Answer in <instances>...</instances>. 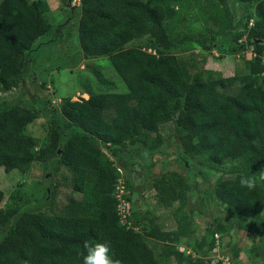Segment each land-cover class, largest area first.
<instances>
[{"label":"trees","instance_id":"trees-1","mask_svg":"<svg viewBox=\"0 0 264 264\" xmlns=\"http://www.w3.org/2000/svg\"><path fill=\"white\" fill-rule=\"evenodd\" d=\"M116 1L110 6L107 0H80L78 38L87 60H110L127 92L116 91L101 74L109 87H98L87 100L65 99L58 110L48 109L52 116L42 144L29 133L41 111L10 104L0 108V168L27 173L36 162L44 168L51 164L55 172L68 170L74 194L96 193L94 200L73 196L61 212L47 213L3 209L0 189V264H83L85 240L109 242L123 264H165L170 258L178 264L211 263L178 248L195 238L196 209L188 203L197 194L202 205L210 195L231 225L261 221L264 247V183L254 191L239 184L240 175L264 167V0H235L242 25L231 0ZM194 8H200L206 26L216 27L209 30V42L179 31ZM49 9L47 0H0V92L22 84L28 53L51 32ZM218 37L230 38L217 44ZM186 42L230 54L252 49V55L244 60L243 74L225 77L178 57L177 51L192 49L183 50ZM165 135L179 141L185 171L171 170L152 187L163 208L176 205L177 227L167 232L151 222L141 233L129 194L131 225L119 216V169L127 167L133 153L162 154ZM204 175L216 178L207 190L199 187ZM125 183L129 193L131 181ZM223 232L224 221L207 228L194 249L207 255L219 250L221 239L215 236ZM152 239L162 243L159 254ZM234 253H224L233 264L239 256Z\"/></svg>","mask_w":264,"mask_h":264},{"label":"rangeland","instance_id":"rangeland-1","mask_svg":"<svg viewBox=\"0 0 264 264\" xmlns=\"http://www.w3.org/2000/svg\"><path fill=\"white\" fill-rule=\"evenodd\" d=\"M47 1L50 5L47 17L52 25L51 32L37 40L28 53L29 62H27L22 84L10 92H0V108L10 104L12 107L22 106L41 111L42 115L39 119L29 126V133L36 137L40 144L45 142L48 136L46 127L52 116L48 109L58 110L65 99L87 100L90 97L89 93L98 91V87H109L102 81L101 74L114 82L113 88L116 91L127 92L126 84L117 75L108 58L87 60L83 56L78 38L80 0ZM107 2L110 6L119 3L116 0H107ZM230 8L236 14V22L242 25L244 15L238 9L235 0H231ZM206 23L200 8H194L179 31L200 35L209 42L212 40L209 30L216 27L213 24L206 26ZM229 38L218 37L216 42L217 44L225 43L229 41ZM190 45L193 46L190 51H177L178 57L190 58L198 69L216 70L225 77L243 74L244 60L252 55V49H248L246 53L230 54L229 49L224 52H218L215 49L206 51L191 42H186L183 50H188ZM168 131V126L162 129L163 134H167ZM172 136L165 135V142L160 148L162 154L145 157L142 152L136 155L133 153L129 163L125 164L127 167L121 169L125 181H131L132 189L128 194L132 199L135 221L139 224L136 229L138 232L144 233L151 226V222L164 231L175 230L177 227L173 217L176 205L171 207L172 209L163 208L158 202L157 192L152 187L155 179L171 170L185 171L179 141H173ZM191 169L196 171L197 167L194 166ZM199 181L201 182L199 187L207 190L216 178H208L204 175V178L202 177ZM0 189L5 193V199L1 205L3 209L27 208L47 213L61 212L73 196L78 200L85 198L94 200L96 197L94 191L92 194H74L68 170L65 168L55 172L51 164L44 168L38 162L34 163L27 173H21L18 170L6 172L4 168H0ZM197 196L199 197L195 196L188 203L189 208L196 209L194 217L196 235L194 239L181 245L182 250L190 251L193 257L201 258L204 262L211 261L206 264H219L217 260L224 262L225 258H230L224 253L234 256V252H239V256L234 258L235 264H264V247L260 246L261 234L258 232L261 221L231 225L226 222L227 213L224 208L215 203L210 195H205L203 205L200 203L203 197ZM222 221L226 223L227 232L219 233V239L215 236L217 241L221 239V248L209 255L194 249L197 247L196 240L206 234L205 230L216 229L218 223ZM149 242L153 243V248L159 254L162 243L153 240ZM175 263L173 261L168 264Z\"/></svg>","mask_w":264,"mask_h":264},{"label":"clouds","instance_id":"clouds-1","mask_svg":"<svg viewBox=\"0 0 264 264\" xmlns=\"http://www.w3.org/2000/svg\"><path fill=\"white\" fill-rule=\"evenodd\" d=\"M259 183H264V167L251 175H240L239 184L248 191H254ZM86 254L83 256V264H123L119 258H115L110 243L107 241L91 243L83 241Z\"/></svg>","mask_w":264,"mask_h":264},{"label":"built area","instance_id":"built-area-1","mask_svg":"<svg viewBox=\"0 0 264 264\" xmlns=\"http://www.w3.org/2000/svg\"><path fill=\"white\" fill-rule=\"evenodd\" d=\"M119 171L121 173V176L118 179V183H117L116 190H115V197L118 201V213L121 218V221L124 225H127L128 224L127 219L131 215L130 213L131 206L127 198L128 192H127L126 183H125L126 181L124 179L123 172L121 169H119ZM128 225H131V224L129 223ZM216 236H217V239H219V236L218 235ZM227 258L228 259L225 258L222 264H233L231 257L230 258L227 257Z\"/></svg>","mask_w":264,"mask_h":264},{"label":"crops","instance_id":"crops-1","mask_svg":"<svg viewBox=\"0 0 264 264\" xmlns=\"http://www.w3.org/2000/svg\"><path fill=\"white\" fill-rule=\"evenodd\" d=\"M198 195V194H197ZM196 195V198L197 197H199V196H197ZM168 209H172L171 207L170 208H168ZM173 213V212H172ZM199 212L197 211V214H198ZM173 217H174V214H173ZM163 230V229H162ZM164 231V230H163ZM171 231H173V230H171ZM167 232H170V231H167ZM153 241H156V240H154V239H152ZM186 241L184 240L182 243H180L179 245H178V248H179V250L180 251H182V252H186V254H190V251H186V250H182V244L183 243H185ZM161 243V242H160ZM152 245H153V243H151ZM186 246V245H185ZM173 261H175L173 258H170V259H168L167 261H166V263L165 264H168V263H170V262H173ZM176 262V261H175ZM175 264H178L177 262L175 263ZM183 264H186L185 262L183 263Z\"/></svg>","mask_w":264,"mask_h":264},{"label":"flooded vegetation","instance_id":"flooded-vegetation-1","mask_svg":"<svg viewBox=\"0 0 264 264\" xmlns=\"http://www.w3.org/2000/svg\"><path fill=\"white\" fill-rule=\"evenodd\" d=\"M69 2H70V0H69Z\"/></svg>","mask_w":264,"mask_h":264}]
</instances>
